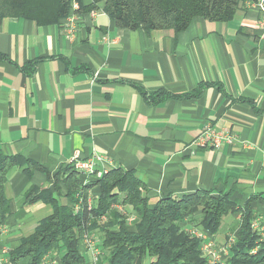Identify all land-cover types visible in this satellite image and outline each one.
<instances>
[{
    "label": "crops",
    "instance_id": "crops-1",
    "mask_svg": "<svg viewBox=\"0 0 264 264\" xmlns=\"http://www.w3.org/2000/svg\"><path fill=\"white\" fill-rule=\"evenodd\" d=\"M0 54L7 57L0 61V155L36 163L54 177L75 155L101 154L135 173L151 207L198 191L229 193L243 207L264 193V0L227 23L197 18L178 35L119 28L102 6L81 13L71 39L64 20L8 18L0 23ZM196 90L195 98H148ZM207 126L222 138L217 149L195 145ZM29 167L14 168L5 185L11 212L0 252L8 260L53 213L42 201L26 202L31 187L51 189L68 204L64 184L59 195L47 173ZM77 176L84 186L95 182ZM100 194L93 186L91 203ZM253 206L264 212L260 200ZM115 210L135 230L133 207ZM239 221L240 214L228 216L206 239L224 249ZM80 249L89 264L87 245Z\"/></svg>",
    "mask_w": 264,
    "mask_h": 264
},
{
    "label": "trees",
    "instance_id": "trees-1",
    "mask_svg": "<svg viewBox=\"0 0 264 264\" xmlns=\"http://www.w3.org/2000/svg\"><path fill=\"white\" fill-rule=\"evenodd\" d=\"M75 1L80 4V13L102 6L119 28L143 30L147 34L172 30L175 35L185 32L197 18L227 23L248 4L259 3V0H92L85 5L82 0H0V23L18 18L38 25L59 24L70 15ZM4 60L7 57L0 54V61ZM199 93L196 90L173 95L161 91L148 98L160 103L169 98H195ZM143 95L147 97V93ZM25 164L31 166L29 173L33 168L47 173L43 167L21 157L0 155V246L1 229L11 212L5 192L8 175ZM46 175L53 179L57 194L61 193V184L66 186L68 204L59 203L51 189L31 187L26 192L27 203L42 201L53 207V213L9 254L11 264H41L50 253L60 258V264H86L80 246L90 230L100 234L101 264H208L202 254L203 240L193 235L190 227L216 235L224 219L234 214H240V221L232 232L235 240L225 264H264V212L253 206L256 200L264 205V193L251 197L243 207L229 193L215 196L206 191L180 200L161 199L151 207L145 184L132 171L116 168L86 186L71 165L54 177ZM93 186H99L101 194L89 210V190ZM81 201V209L75 214L73 206ZM114 205L133 207L138 218L135 230L126 226ZM104 215H108L106 223L100 220ZM255 222L258 229L253 228Z\"/></svg>",
    "mask_w": 264,
    "mask_h": 264
},
{
    "label": "built area",
    "instance_id": "built-area-1",
    "mask_svg": "<svg viewBox=\"0 0 264 264\" xmlns=\"http://www.w3.org/2000/svg\"><path fill=\"white\" fill-rule=\"evenodd\" d=\"M79 2H73L70 15L64 20V30L67 36L71 39L76 36L78 31V25L81 22ZM95 15V13H93ZM195 145L198 147H208L217 149L222 145V138L220 135L215 133L210 126H207L202 134L195 141ZM74 167L76 173L79 176L89 177L90 179L96 181L103 178L104 175L108 174L111 170L116 169V166L107 157L96 153L94 156L88 159H80L78 155H75L70 160L69 164ZM82 201L73 206L74 213H78L81 209ZM89 210L92 208V203L88 200ZM118 205H114L113 208ZM101 222L106 223L108 221V215L101 217ZM129 221L135 220V216H129ZM253 228L258 229V222L253 224ZM193 235L201 238L203 240L202 244V254L207 258L208 264H225L227 258L229 257V251L234 243L235 237L231 235L222 250H217L216 245L213 241H208L206 239V234L202 231L192 232ZM96 230H90L87 232L82 242L87 245L90 251V261L89 264H101V250L99 248V240H96ZM0 264H11L6 258V250L0 252ZM41 264H60V258L54 256L52 253L46 255Z\"/></svg>",
    "mask_w": 264,
    "mask_h": 264
},
{
    "label": "rangeland",
    "instance_id": "rangeland-1",
    "mask_svg": "<svg viewBox=\"0 0 264 264\" xmlns=\"http://www.w3.org/2000/svg\"><path fill=\"white\" fill-rule=\"evenodd\" d=\"M230 219H231V218H230ZM234 221H235V220H234ZM190 231H191V232H195V231H196V232H200L199 228H197V227H193V228L191 227ZM230 234H232V231L230 232ZM95 236H96V238H97L98 240H100V234H99L98 232H96V235H95Z\"/></svg>",
    "mask_w": 264,
    "mask_h": 264
}]
</instances>
